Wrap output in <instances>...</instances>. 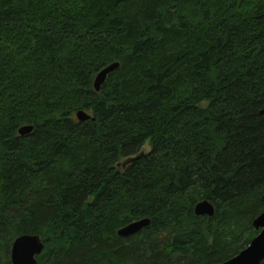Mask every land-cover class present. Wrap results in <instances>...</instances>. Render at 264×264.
<instances>
[{
  "label": "trees",
  "instance_id": "16d2710c",
  "mask_svg": "<svg viewBox=\"0 0 264 264\" xmlns=\"http://www.w3.org/2000/svg\"><path fill=\"white\" fill-rule=\"evenodd\" d=\"M263 108L264 0H0V264L24 234L37 264L236 255L264 211Z\"/></svg>",
  "mask_w": 264,
  "mask_h": 264
},
{
  "label": "water",
  "instance_id": "95a60500",
  "mask_svg": "<svg viewBox=\"0 0 264 264\" xmlns=\"http://www.w3.org/2000/svg\"><path fill=\"white\" fill-rule=\"evenodd\" d=\"M119 66L118 62L109 64L102 68L95 76L93 87L96 92L100 91L108 75L115 71ZM264 118V108L260 110ZM79 121H86L91 115L83 110L76 112ZM93 119V118H92ZM33 126H22L18 129L20 136L31 133ZM194 213L197 216L212 217L215 213L214 205L208 200L198 202L194 207ZM252 227L258 233L251 239L250 243L239 251L236 255L220 263L211 264H261L264 261V211L255 217L252 221ZM150 225L148 218L133 221L120 228L117 232L119 237H129L142 231ZM44 241L39 235L24 234L16 237L10 249L11 264H37L36 257L42 253Z\"/></svg>",
  "mask_w": 264,
  "mask_h": 264
},
{
  "label": "rangeland",
  "instance_id": "374dc122",
  "mask_svg": "<svg viewBox=\"0 0 264 264\" xmlns=\"http://www.w3.org/2000/svg\"><path fill=\"white\" fill-rule=\"evenodd\" d=\"M149 149H150L149 144H146V145L144 146V150H145L146 152H148ZM171 260L173 261V258H172Z\"/></svg>",
  "mask_w": 264,
  "mask_h": 264
}]
</instances>
